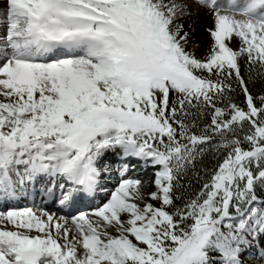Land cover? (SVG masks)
Here are the masks:
<instances>
[{"label": "snow or ice", "instance_id": "1", "mask_svg": "<svg viewBox=\"0 0 264 264\" xmlns=\"http://www.w3.org/2000/svg\"><path fill=\"white\" fill-rule=\"evenodd\" d=\"M0 206V264L264 262V0H0Z\"/></svg>", "mask_w": 264, "mask_h": 264}, {"label": "rangeland", "instance_id": "2", "mask_svg": "<svg viewBox=\"0 0 264 264\" xmlns=\"http://www.w3.org/2000/svg\"><path fill=\"white\" fill-rule=\"evenodd\" d=\"M182 23L184 24L185 30L189 32L188 47L191 48L194 42L197 43L199 46L196 47L195 52L197 56H200L198 52H204L205 48L211 41L209 33L205 31V26H210L211 21L205 12L200 10L198 16L193 15L184 17ZM237 45L238 40L236 37H233L230 46L236 47ZM255 264H264V262L257 260L255 261Z\"/></svg>", "mask_w": 264, "mask_h": 264}, {"label": "bare ground", "instance_id": "3", "mask_svg": "<svg viewBox=\"0 0 264 264\" xmlns=\"http://www.w3.org/2000/svg\"><path fill=\"white\" fill-rule=\"evenodd\" d=\"M198 53H199V55L201 56V55H203L204 52H198ZM21 202H24V203H22V205L20 204V206H25V203H26V202H25L24 200H23V201H20V203H21ZM0 209H2V206H0Z\"/></svg>", "mask_w": 264, "mask_h": 264}, {"label": "trees", "instance_id": "4", "mask_svg": "<svg viewBox=\"0 0 264 264\" xmlns=\"http://www.w3.org/2000/svg\"><path fill=\"white\" fill-rule=\"evenodd\" d=\"M257 87H259V85Z\"/></svg>", "mask_w": 264, "mask_h": 264}]
</instances>
